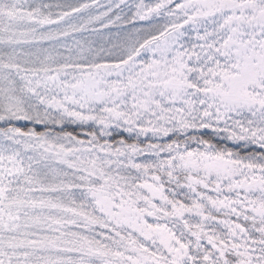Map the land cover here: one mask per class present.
Instances as JSON below:
<instances>
[{"label": "snow or ice", "instance_id": "6c2138e0", "mask_svg": "<svg viewBox=\"0 0 264 264\" xmlns=\"http://www.w3.org/2000/svg\"><path fill=\"white\" fill-rule=\"evenodd\" d=\"M0 264H264V0H0Z\"/></svg>", "mask_w": 264, "mask_h": 264}]
</instances>
